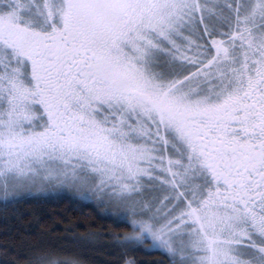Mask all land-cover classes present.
I'll return each mask as SVG.
<instances>
[{"label": "snow or ice", "instance_id": "snow-or-ice-1", "mask_svg": "<svg viewBox=\"0 0 264 264\" xmlns=\"http://www.w3.org/2000/svg\"><path fill=\"white\" fill-rule=\"evenodd\" d=\"M41 173L174 264H264V0H0V178Z\"/></svg>", "mask_w": 264, "mask_h": 264}, {"label": "trees", "instance_id": "trees-1", "mask_svg": "<svg viewBox=\"0 0 264 264\" xmlns=\"http://www.w3.org/2000/svg\"><path fill=\"white\" fill-rule=\"evenodd\" d=\"M104 204L70 193L0 196V264H174L132 239L130 215Z\"/></svg>", "mask_w": 264, "mask_h": 264}, {"label": "rangeland", "instance_id": "rangeland-1", "mask_svg": "<svg viewBox=\"0 0 264 264\" xmlns=\"http://www.w3.org/2000/svg\"><path fill=\"white\" fill-rule=\"evenodd\" d=\"M44 173H41L40 176L32 179L22 180V181H16L11 178H9L7 181L0 178V196L5 197L7 195H19V194H30V195H56V194H64V193H70L74 197H79V199H97L102 198L104 201V205L106 207V210H114L119 215L129 216L127 219L130 222L135 219L144 218L147 219L149 215H151L150 212L141 215H137L136 217H133L131 208H130V202L115 197L111 195L108 192L102 191L97 189L96 183L97 181L87 178V179H80V180H72V179H44L43 178ZM154 186L151 184H148L145 182V190L142 192V194L137 195L134 197L136 201H139L140 203L137 204V211L139 212L140 206L145 202H152L153 206H155L158 201L157 197H162L163 193L153 188ZM145 195H148L145 198ZM145 198V199H143ZM133 228V227H132ZM134 229V228H133ZM139 236V231L135 230V232L131 235L132 239L134 237ZM134 241H140L143 244H145V248H152V249H159L156 245L153 244L152 240L150 238L144 239L141 238L139 240L134 239ZM163 250V249H160ZM164 251V250H163Z\"/></svg>", "mask_w": 264, "mask_h": 264}]
</instances>
